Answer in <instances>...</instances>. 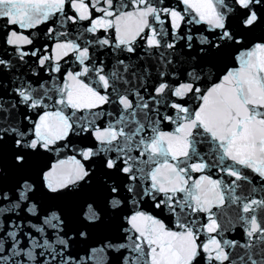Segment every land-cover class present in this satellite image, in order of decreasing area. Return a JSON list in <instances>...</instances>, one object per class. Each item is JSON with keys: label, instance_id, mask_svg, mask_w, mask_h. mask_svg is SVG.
<instances>
[{"label": "snow or ice", "instance_id": "snow-or-ice-1", "mask_svg": "<svg viewBox=\"0 0 264 264\" xmlns=\"http://www.w3.org/2000/svg\"><path fill=\"white\" fill-rule=\"evenodd\" d=\"M0 264H264V0H0Z\"/></svg>", "mask_w": 264, "mask_h": 264}]
</instances>
